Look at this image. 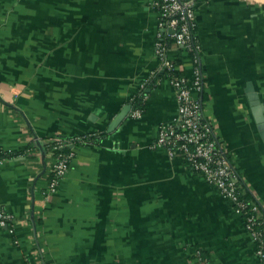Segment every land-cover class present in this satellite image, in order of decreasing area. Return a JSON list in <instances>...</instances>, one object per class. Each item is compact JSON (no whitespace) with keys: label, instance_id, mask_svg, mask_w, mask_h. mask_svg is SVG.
Instances as JSON below:
<instances>
[{"label":"crops","instance_id":"1","mask_svg":"<svg viewBox=\"0 0 264 264\" xmlns=\"http://www.w3.org/2000/svg\"><path fill=\"white\" fill-rule=\"evenodd\" d=\"M155 0H0V264H263L244 217L181 155L153 147L178 115L168 78L110 129L154 70ZM204 112L264 211V0H198ZM191 76L189 55L171 44ZM96 134L49 193L55 138ZM199 252L208 263H201Z\"/></svg>","mask_w":264,"mask_h":264},{"label":"built area","instance_id":"2","mask_svg":"<svg viewBox=\"0 0 264 264\" xmlns=\"http://www.w3.org/2000/svg\"><path fill=\"white\" fill-rule=\"evenodd\" d=\"M198 0H155L153 5L159 13V31L155 53L160 69L151 72L136 93L142 101L148 98V88L155 82L160 71L169 73L178 104V115L172 122L161 124L153 147H164L171 156L181 155L189 167L202 175L216 187L220 193L230 199L236 211L245 220L246 228L257 245V255L264 264V211L258 201L247 197L242 191L239 174L232 164L228 150L216 134L213 124L204 112L203 102L195 93L200 94L205 87V74L201 62V46L196 33V7ZM181 47L189 55L193 72L174 75L181 65L176 64V58L171 55V44ZM192 53V54H191ZM191 54V55H190ZM147 91V93L145 92ZM135 100V95L130 101ZM144 115L142 107L133 106L131 117L141 118ZM96 134L74 136L67 140L55 138L49 143L54 154V163L49 178V193L58 190L61 181L67 175L74 151L69 146L87 143ZM0 162L12 158L16 153L6 150L0 143ZM12 216L0 207V225L7 226ZM201 263H208L199 252Z\"/></svg>","mask_w":264,"mask_h":264},{"label":"water","instance_id":"3","mask_svg":"<svg viewBox=\"0 0 264 264\" xmlns=\"http://www.w3.org/2000/svg\"><path fill=\"white\" fill-rule=\"evenodd\" d=\"M248 97L253 108L254 116L259 123V128L264 135V104H262L258 94L254 91V88L251 85L248 86ZM131 106L132 105L130 104L127 105L120 111V113L117 114L110 125V129L118 127L120 123L125 120L129 111L131 110Z\"/></svg>","mask_w":264,"mask_h":264},{"label":"trees","instance_id":"4","mask_svg":"<svg viewBox=\"0 0 264 264\" xmlns=\"http://www.w3.org/2000/svg\"><path fill=\"white\" fill-rule=\"evenodd\" d=\"M179 49L180 50H182V51H185L183 48H181V47H179ZM192 54V53H191ZM190 54V55H191ZM176 64H178V65H181V62H182V59H181V57H176ZM184 73H183V70L182 69H177L175 72H174V75H176V76H181V75H183ZM169 77V73H167V72H165V71H160L159 73H158V77L154 80L155 82H153L150 86H149V88L151 87H154V85L156 84V81H158V80H160V79H164V78H168ZM205 81H206V79H205ZM204 89H205V87H204ZM204 89L202 90V92L199 94L200 96H202L203 94H204ZM146 93H147V91H145ZM148 95H149V92H148ZM200 99H201V97H200ZM201 101L203 102V100L201 99ZM131 103L133 104V106H138V107H142L143 108V110H144V113H145V105H146V101H142V99H141V96H139V94H137V95H135V100L132 102L131 101ZM204 105V104H203ZM3 155V153H0V157Z\"/></svg>","mask_w":264,"mask_h":264}]
</instances>
